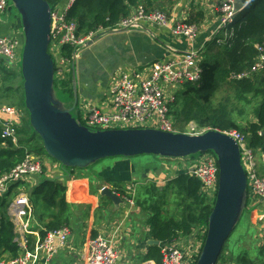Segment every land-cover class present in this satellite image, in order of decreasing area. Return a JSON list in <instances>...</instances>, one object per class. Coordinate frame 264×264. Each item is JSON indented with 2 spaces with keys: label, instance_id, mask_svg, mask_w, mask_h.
<instances>
[{
  "label": "built area",
  "instance_id": "built-area-1",
  "mask_svg": "<svg viewBox=\"0 0 264 264\" xmlns=\"http://www.w3.org/2000/svg\"><path fill=\"white\" fill-rule=\"evenodd\" d=\"M75 0H65L51 11V42L50 53L58 58L61 68L56 64L60 73L58 79L67 81L72 73V63L77 59L87 43L97 35L123 30L137 29L143 22L159 26H168L169 18L166 12L155 10L147 11L144 4L136 7L131 15L122 19L115 26L108 29H99L86 36L78 34L77 24L68 19V12ZM215 8L221 17V30L225 38L232 37L235 22V0H215ZM10 10V0H0V19ZM198 25L187 22L174 24L173 32L193 38L198 33ZM225 39H219L222 44ZM75 48L73 59L70 62L64 54V46ZM24 42L13 35H0V62L11 65L12 69L21 70ZM258 58L249 71L234 74L231 79L248 77L252 73L264 69V46L257 47ZM202 52L192 50L179 58L159 60L148 67V72L123 71L109 85L107 90L108 106L104 109L92 107L82 120L91 130L154 128L166 132H179L171 116L172 105L176 101L179 90L188 84L196 83L201 79L200 61ZM58 62V63H59ZM7 118L3 122V137H14V128L21 123L22 114L14 106L3 109ZM209 129L199 128L194 122L187 124L184 133L200 134ZM233 137L240 146L242 163L247 174L249 185L248 203H260L264 206V173L261 169L259 154L264 162V151L253 148L244 135L237 130L224 131ZM260 134L264 136V131ZM15 141V138H14ZM45 162L42 156L29 152L25 159L0 178V196L9 195L14 190H20L23 181L43 173ZM190 174L201 182V194L210 204H215L220 169L217 157L212 152L199 154L197 164ZM50 180L63 182L64 178L57 174ZM133 186L125 189L121 195L127 203L135 204ZM8 216L15 225L16 240L20 246L17 257L7 259L0 255V264H38L43 255L47 261L66 247L71 237L68 225L49 231L44 238L38 240L35 247L30 245V235H36L31 228L34 218V207L30 194L21 192L14 197L8 206ZM208 224H201L193 229L192 234H180L161 246L160 264H196L202 252ZM264 240V231L262 234ZM119 258L118 241L115 233L111 235L98 234L87 242V251L83 264H117ZM138 264H150L144 261ZM157 264V263H152Z\"/></svg>",
  "mask_w": 264,
  "mask_h": 264
},
{
  "label": "crops",
  "instance_id": "crops-1",
  "mask_svg": "<svg viewBox=\"0 0 264 264\" xmlns=\"http://www.w3.org/2000/svg\"><path fill=\"white\" fill-rule=\"evenodd\" d=\"M255 2L256 0H252V4ZM165 11L170 21L168 26L143 22L137 29L131 31L118 30L107 33L81 51L76 61V77L78 106L80 105L77 115L82 120L92 107L104 109L108 106V87L121 72L135 70L145 74V71L148 72V67L159 60L179 58L192 50L202 51L206 43L222 32L221 17L215 8V0H177L175 4L165 7ZM12 12L10 11V16L13 18H10L7 12L0 19V35H13L21 39L23 38L21 18H17ZM187 21L198 25V33L193 38L173 32L175 23ZM3 65L16 74L14 81L19 83V70L12 69L11 65L4 63ZM0 84H2L1 77ZM5 104L6 101L0 100V124L7 118L3 113V109L8 106ZM162 158L152 155L112 157L106 158L110 161L100 167L96 164L106 159L89 168L72 171L64 169L54 160L53 163L52 159L47 160L42 174L26 179L20 186L27 184L31 189L27 191L31 197L33 190L45 179L55 174L66 176L64 196L67 209L61 213L60 208L59 210H55L54 207L46 208L39 201L36 204L37 209L34 207V218L30 225L37 234L29 236L30 245L32 248L35 247L42 237L41 232L45 230L47 223L53 220L54 215L61 213L60 216L68 219V222L64 224L68 225L72 221L75 226L73 228L68 225L71 237L67 246L49 261L42 255L38 264H83L88 240L98 234L113 233L116 234L118 241L117 264H138L144 261H149L150 264L156 263L148 257L151 247L148 242L156 239L150 233L151 228L148 224V219L153 214L149 210L150 205L127 203L116 209L114 203L109 198L101 196L98 191L108 187L117 193L118 188L125 191L129 186H133V189L139 187L142 190L144 186L151 183L160 189L162 200L168 199L169 194L182 198L170 181L180 173H190L196 163L189 165L188 161L186 162L188 165L184 167V164L176 161L179 165L173 167L167 164L168 161H164L167 158ZM188 158L181 161H187ZM163 162H166L164 167ZM88 173L92 175V179ZM94 184L97 185L94 186ZM155 198H158L157 194ZM147 199L151 201V198ZM32 203L34 205V202ZM182 203L185 206L187 202L182 199ZM165 205H168L167 200ZM165 205L162 209L166 215L177 219L182 217L184 211L179 204L176 210L178 214H171L174 210L169 213ZM249 213L246 229L239 233L244 242L227 245L224 256L218 264H238L239 257L237 256L236 259L233 257L236 250L246 252L253 261L264 262V240L262 239L264 206L254 203Z\"/></svg>",
  "mask_w": 264,
  "mask_h": 264
},
{
  "label": "trees",
  "instance_id": "trees-1",
  "mask_svg": "<svg viewBox=\"0 0 264 264\" xmlns=\"http://www.w3.org/2000/svg\"><path fill=\"white\" fill-rule=\"evenodd\" d=\"M46 1L54 8L65 0ZM176 2L177 0H75L68 12V19L77 24L78 34L86 36L101 28L108 29L115 26L131 15L133 10L141 4L145 5L147 11L166 12L165 7ZM241 15L239 23L233 28L231 38H225L221 32L206 43L201 51V79L196 83L186 85L177 92L171 116L175 126L180 128L179 132H185L190 122H194L203 129L222 132L238 130L244 134L253 148L264 151V136L260 134L264 131V88L258 87L257 84L258 77L264 76V69L248 77L231 79L232 75L249 71L252 68L258 58L257 47L264 45V0H258L255 5L253 3ZM187 23L195 24L192 21H187ZM219 39H225V41L220 44ZM63 50L66 58L71 62L75 48L66 45ZM19 75L18 83L14 81L16 74L10 72L3 62H0V77L2 78L0 100L7 102L15 99L16 105L22 109L23 113L21 123L14 128V137H3V126H0V178L21 163L27 153L32 152L39 156L47 154L41 138L30 124L29 112L25 106L22 72H19ZM64 82L70 84V90H72L71 76ZM224 85L233 88V98L240 103L249 104L252 99L258 100L253 112L255 120L249 122L247 126L241 127L235 121L229 99L215 102L216 92ZM170 184L177 190L178 195L182 196L183 201L187 202L180 219L165 214L162 208L166 204V199L162 200L161 191L154 184L147 193L155 192L158 198H155V194L147 198L155 201L151 202L146 198L142 200L144 204L140 199L136 201L140 205L149 204V210L153 213L148 219V224L151 228L150 233L160 241V245L151 246L148 257L157 264L161 263V246L180 234H192L193 228L198 224H206L214 206L207 202L201 194L199 179L189 172L180 173L170 181ZM14 187L10 194L13 193ZM116 191L119 195L125 192L119 188ZM64 192L65 185L45 179L33 190L31 201L33 200L36 209L39 201L46 208L56 207L59 204L62 213L67 209ZM9 195L0 196V255L12 259L19 255L20 246L16 240L15 225L8 216L7 207L11 203L7 199ZM61 213L54 215L53 220L47 223L45 230L41 232L42 237L49 231L66 225L64 223L68 222V219L60 216ZM224 249L225 246L219 261L224 256ZM238 257V264H264V262L253 261V258L246 252L239 254Z\"/></svg>",
  "mask_w": 264,
  "mask_h": 264
},
{
  "label": "water",
  "instance_id": "water-1",
  "mask_svg": "<svg viewBox=\"0 0 264 264\" xmlns=\"http://www.w3.org/2000/svg\"><path fill=\"white\" fill-rule=\"evenodd\" d=\"M18 11L24 35L21 72L25 106L34 132L47 155L64 169H85L112 157L154 155L188 158L212 152L220 174L217 198L208 218L207 234L196 264H218L223 248L240 223L248 206L249 185L238 142L230 135L208 130L200 134L166 132L154 128L91 130L76 117L78 106L76 61L72 63L73 105L56 93V62L50 53L51 11L46 0H11ZM252 5V0H235L236 17ZM102 35H97L87 46ZM118 209L126 205L121 195L104 187L99 191ZM150 246H159L152 239Z\"/></svg>",
  "mask_w": 264,
  "mask_h": 264
},
{
  "label": "rangeland",
  "instance_id": "rangeland-1",
  "mask_svg": "<svg viewBox=\"0 0 264 264\" xmlns=\"http://www.w3.org/2000/svg\"><path fill=\"white\" fill-rule=\"evenodd\" d=\"M258 0H256V2H257ZM255 2V3H256ZM255 3H254V5H255ZM55 8V7H54ZM10 11H13L12 12V14L13 15H15L17 18H19L20 19V16H19V13H18V11L14 8V6H13V4H12V1L10 0V10L8 11V15L10 16ZM241 16L242 15H239V16H237V17H235V22L234 23H232L230 26H231V28H234L236 25H237V23H239V21H240V19H241ZM10 18H13V17H11L10 16ZM22 25V24H21ZM22 29V28H21ZM22 33H23V31H22ZM103 36V35H102ZM21 40L24 42V35H23V38H21ZM264 46V45H263ZM54 60H55V62H56V64L57 65H59L60 66V68H61V63L59 62V60H58V58H55L54 57ZM59 62V63H58ZM19 72H21V70L19 71ZM57 73H58V75H59V73H60V71L58 70L57 71ZM58 75L56 74V78H55V87H56V93H57V96L62 100V101H64L65 103H67L69 106H72L73 105V95H72V90H70L71 89V86H70V84H67V83H65V82H62V81H60L59 79H58ZM257 84H258V87H260V88H264V76L262 77L261 76V78L260 77H258V81H257ZM224 99H229V105L231 106V109L233 110V117H234V119H235V121L238 123V125H240L241 127H245V126H247V124L249 123V122H252V121H254L255 120V117H254V110H255V108H256V106H257V104H258V100H256V99H252V102L251 103H249V104H244V103H240V102H238V101H236L234 98H233V88H230L229 86H227V85H224V86H222L217 92H216V95H215V102H220V101H225ZM16 103H17V101L15 100V99H11L10 101H7L6 102V106L8 105V106H14V107H16L17 109H19V111H20V113L21 114H23L22 113V109H20V107H18L17 105H16ZM78 110H80V105L73 111V114H74V116H76V117H79L78 115H77V111ZM23 117V116H22ZM22 119V118H21ZM3 125V122L0 124V126H2ZM176 127V126H175ZM176 129L178 130V129H180L179 127L177 128L176 127ZM237 132H239V133H241L240 131H238L237 130ZM242 134V133H241ZM242 135H244V134H242ZM157 157H160V156H157ZM194 157L197 159V158H199V154H197V155H194ZM42 158H43V160L45 161V163H46V161L47 160H51V158L47 155V154H44L43 156H42ZM161 159H163L162 157H160ZM168 159V160H167ZM167 159H164V161H168L167 162V164L169 165V164H171L173 167H177L178 165H179V162L180 163H182V164H184V167H186L188 164H186V162H188L189 161V165L191 164V165H194L195 163L197 164V162H196V159H194V158H191V157H189L188 159H187V161L186 160H183V161H181V159H185V158H180V159H175V158H167ZM259 160H260V165H261V169H262V171H263V173H264V162L262 161V159H261V156H260V154H259ZM52 161H53V159H52ZM55 161V160H54ZM54 161H53V163H54ZM107 161H110V160H108V159H106V160H103V161H101V162H99L98 164H96L98 167H100V166H102L104 163H107ZM169 161H171V162H169ZM176 161H179V162H176ZM166 164V162H163L162 163V166L164 167V165ZM195 164V165H196ZM91 167V166H90ZM89 168V167H88ZM70 169V168H69ZM69 171H71V170H69ZM88 175L90 176V179H92V175L90 174V173H88ZM63 178H64V181L67 183V179H66V176L64 177V176H62ZM53 181V180H52ZM56 183H59V184H65V183H63V182H58V181H55ZM93 182V181H92ZM151 184V183H150ZM149 184V185H150ZM95 185H97V184H94V186ZM149 185H146V186H144V188L141 190V189H139V187L138 188H136L135 189V194L132 196V195H130V197H133L134 198V201H135V203H136V201L138 200V199H140V201H141V203H143V201L142 200H145V198L147 199V197H150V196H152V194H155V192H152V193H147V191L149 190V188L153 185V184H151L150 186ZM93 186V187H94ZM148 186V187H147ZM21 187H22V189H24L25 191H23L22 189H21ZM141 187V186H140ZM29 190H31L30 188H29V186L27 185V184H25L24 186L22 185V186H20V190H18V189H16V190H14L13 191V193L12 194H10L9 195V197L7 198L8 200H9V202H11V201H13V199H14V197L15 196H17L19 193H21V192H25V193H27V191H29ZM98 193H99V191H98ZM167 200V204L168 205H165L164 207L168 210V212L169 213H171V211L172 210H174L171 214H176L177 212H176V210H178V204H179V207H183L184 208V206H183V203H182V198L181 197H178V196H171L170 194H169V198L168 199H166ZM153 201H155L154 199H151V202H153ZM33 204V203H32ZM144 204V203H143ZM251 204V202L249 201V203H248V206H247V209L245 210V212H244V214L242 215V219H241V221H240V223L238 224V226L236 227V229L234 230V232L232 233V235H231V237L228 239V242L226 243V245H225V248H226V246L227 245H231V244H241V243H243L244 242V239H241L240 238V232H242V231H244L245 229H246V219L249 217V215H250V213H249V211H251L252 210V206L250 205ZM41 205V204H40ZM130 205V204H129ZM131 206V205H130ZM33 207H34V205H33ZM7 209H8V207H7ZM40 209H41V207H40ZM54 209L55 210H59V204L56 206V207H54ZM178 214V213H177ZM68 225H70V226H72L73 228H74V226H75V223H73L72 221H70V223L68 224ZM69 226V227H70ZM253 227V226H252ZM242 249H244V247H242ZM228 250V249H227ZM224 252H225V249H224ZM242 252H240V251H238V250H236L234 253H233V257L236 259V257L239 255V254H241ZM234 264H236V263H234Z\"/></svg>",
  "mask_w": 264,
  "mask_h": 264
}]
</instances>
